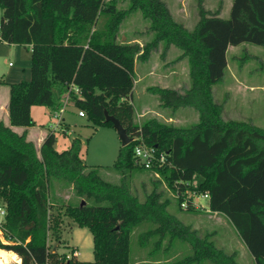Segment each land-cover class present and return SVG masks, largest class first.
Listing matches in <instances>:
<instances>
[{
  "label": "trees",
  "instance_id": "16d2710c",
  "mask_svg": "<svg viewBox=\"0 0 264 264\" xmlns=\"http://www.w3.org/2000/svg\"><path fill=\"white\" fill-rule=\"evenodd\" d=\"M195 1L198 19L189 31L162 0H0V43L28 47L31 56L30 81L8 85L9 124L24 130L17 134L0 123V233L5 241L0 240V250L15 254L20 264H134L130 237L147 225L138 245L148 257L168 254L180 242L190 254L166 264H238L235 253L226 254L170 214L162 191L153 189L143 201L132 192L127 177L145 170L133 157L134 147L142 144L155 149L158 158L163 155L152 170L165 180L179 208L186 201V212H198L194 197L208 194L209 211L227 218L255 264H264V129L250 121L223 120L224 104L213 98V87L227 72L229 47L264 48V0H233L228 19L219 17V9L206 10L204 0ZM134 13L150 25L153 39L144 46L118 40L123 21ZM101 17L104 27L98 29ZM160 45L161 57L175 47L179 59L187 60L190 86L182 92L149 91L165 111L194 110L198 121L188 128L156 118L135 122L129 102L135 65ZM70 86L80 91V99L73 92L71 98L89 121L112 127L105 122L106 112L132 139L119 148L113 166L119 184L105 182L98 170L82 163L77 139L62 152L53 148L51 130L38 149L26 139V130L34 126L31 108L56 111L55 88ZM54 181L70 186L83 202L67 204L64 215L91 234L92 263L50 251V235L59 241L61 226L59 213H51Z\"/></svg>",
  "mask_w": 264,
  "mask_h": 264
},
{
  "label": "rangeland",
  "instance_id": "374dc122",
  "mask_svg": "<svg viewBox=\"0 0 264 264\" xmlns=\"http://www.w3.org/2000/svg\"><path fill=\"white\" fill-rule=\"evenodd\" d=\"M170 4V10L174 15L178 13L180 6L179 0H166ZM233 0H205L206 10L215 12L219 9V17L228 19ZM184 20L186 28L191 31L192 14L196 16V1L183 0ZM181 7V6H180ZM120 9H126V4H119ZM180 14V12H179ZM180 16V15H177ZM1 17V11H0ZM104 18L101 17L98 22V29H103ZM149 22L144 20L140 13H134L123 21L119 31V42L126 43L133 37L137 38L144 46L153 39L149 31ZM162 47L151 55L148 63H136L134 71V88L129 100L134 109V119L137 124L145 120L156 118L160 122L172 124L177 128H188L198 121L197 113L192 109H180L176 112L165 111L159 106L157 96L149 93L146 88L149 86H167L173 85L171 82L164 84L158 82L155 78H142L143 69L163 64L160 59ZM167 61H173L177 54H181L175 47L171 48ZM228 69L222 82L213 87V98L218 104H224L222 118L225 121H250L255 126L264 129V48L250 44L242 43L238 46H232L226 54ZM185 69L179 72L180 80L184 81L186 87L190 86V80L187 74V60H183ZM167 67L172 66L173 62L166 63ZM8 74V80L13 83L29 82L31 79V56L29 48L19 45H8L0 43V76ZM2 79V77H0ZM4 78V77H3ZM5 80V78H4ZM172 78L169 79L171 81ZM186 81V82H185ZM234 81H240L246 85V89L241 87L240 92ZM249 86H253L249 90ZM61 88L54 90V100L56 105H60ZM182 92V89H180ZM63 104L61 103V106ZM64 106V105H63ZM39 113L38 126L42 129L52 128V121L47 114H43L44 107H37ZM65 114L62 116L64 125L54 129L56 136L57 151L62 152L69 148L73 139L80 142L78 156L82 163L89 169L98 170L102 180L110 184H119L120 175L113 170L116 163L120 140L116 131L110 126H96L86 117H79V109L74 104L65 106ZM67 128V133H64ZM129 186L140 201L153 189L162 191L164 199L169 201L168 212L176 216L183 224L196 230L201 237H207L213 241L215 246L222 249L226 254L235 253L238 264H255L252 256L237 235L231 223L223 215L211 213L208 208V202L204 199L195 201L205 210L198 212H186L179 208L177 197L169 189L165 180L155 170L135 171L127 177ZM51 203L53 209L52 215L57 212L60 215V239L55 240L50 235L48 245L51 252L58 254L71 255V247L76 250L78 256L75 258L79 262H93V243L92 236L86 228H79L69 218L64 215V207L67 204L78 205L81 199L76 197L70 186L63 182L54 181L50 189ZM147 225L136 228L130 237V257L134 264H166L167 261H174L190 254V247L187 244L176 242L168 254L161 252L156 258L148 257L147 251L141 250L138 245V235L144 231ZM0 240L5 243L2 235ZM166 247V241L162 243L161 250ZM18 258V257H17ZM14 260L8 258L9 264H16Z\"/></svg>",
  "mask_w": 264,
  "mask_h": 264
},
{
  "label": "crops",
  "instance_id": "0c3cea01",
  "mask_svg": "<svg viewBox=\"0 0 264 264\" xmlns=\"http://www.w3.org/2000/svg\"><path fill=\"white\" fill-rule=\"evenodd\" d=\"M162 1L167 5V7H168V9H169V11H170L173 19L177 23L182 24L186 28V22L187 21L184 20L185 18L183 16V14H184L183 13L184 12V9H183L184 8L183 7L184 6L183 5V0H179L181 2L180 3V6L181 7L180 6L178 7V13L176 15H174L172 13V11L170 10V4L166 0H162ZM179 12H180V14H179ZM195 12H196L195 18H194V15L192 14V17H193L192 18V23H191L192 26L193 25L195 26V24L197 22V19H198V17H197V11L195 10ZM177 15H180V16H177ZM127 43H139L140 44L139 40L137 38H135V37H133ZM2 44H6V43H2ZM161 46H163V45H160L159 48H158V50L161 48ZM25 48L27 49L28 47H24V49ZM171 48L172 47H170L167 50V52L165 53V55L163 57L160 56L161 62L163 64L158 65V63H157L156 66H153L152 68H147L146 70L143 69V72H142V76L143 77L142 78H139V79L141 80L143 78L152 77V78H155L158 82H161V83L162 82L163 83L165 82L164 84H168L167 81L168 82H171V84H169V85H173V86H171V87H167V86H156V85L155 86H149V87L146 88V90L149 93H151L149 91V89L155 88V87H157V88L173 89V90H176V91H179V92H181L180 89H182V91H183V90H186V89L189 88V87H186V84L184 83V81H181L180 80L179 72L181 70H183V68L185 69V65L183 64V60L184 59H179V57H180L181 54H177L174 57L173 61H167L168 55L170 54V52L172 50ZM229 48L227 49V52L229 51ZM162 49H163V47H162ZM156 52H158V51H156ZM150 58H151V56H150ZM150 58L146 62H144V63H148L149 60H150ZM168 62H173V65L167 67L166 63H168ZM135 68H136V66H135ZM227 69H228V67H227ZM134 71H135V69H134ZM186 72L188 74V65H187V71ZM0 77H2V79L0 78V81L3 82V83H0V123L4 124L5 126L10 127L13 132H15L17 134H21L23 132V130H24L23 128H18V127H12V126H10V124H9V116H8V109H7V106H8V85L9 84H16V83H13V82H11V80H8V74L7 75L3 74ZM3 77L5 78V80H4ZM170 78H172L171 81H169ZM234 82L238 86L237 87V89L239 90L238 92H240L241 87H243V88L246 89V85L245 84L243 85V83H241L240 81H234ZM253 88H254L253 86H249V90H252ZM65 91H66V89H61V91H60L61 92V98H62V95H63V93ZM68 105H70V104H68ZM58 106L61 107V103ZM37 107L38 106L32 107L31 108V111H30V116H31V119H32V122H33L34 126L26 130L27 131L26 139L28 141L33 142L34 145H35V147H36V149H38L40 147L41 143L43 142L44 138L46 137L47 130L54 131L55 128H59V127L61 128L62 127V124L64 125V119H63L62 116L65 114V109H64L62 113L58 114V116L56 118H54L53 113L51 112V110L44 107V109H42L43 114L44 115L47 114L49 116V118L52 121V125L55 126V128L54 129H52V128L51 129L50 128H48V129L47 128L42 129L37 124L38 123V119H39L38 118L39 117V113L41 112ZM62 131H64V133H67V128H64V130H62ZM57 144H58V142L56 141V143H55V145H56L55 150L56 151H57ZM69 248L73 249L74 247H71L69 245ZM17 264H20V262L17 263Z\"/></svg>",
  "mask_w": 264,
  "mask_h": 264
},
{
  "label": "built area",
  "instance_id": "2783aa9c",
  "mask_svg": "<svg viewBox=\"0 0 264 264\" xmlns=\"http://www.w3.org/2000/svg\"><path fill=\"white\" fill-rule=\"evenodd\" d=\"M71 92L74 93L75 96H77V98H81V94L80 91L77 88H74L72 86L66 88V91L63 93L62 95V101L61 103L64 105H62L61 107H59L56 111H51L53 113L54 118H56L58 116V114L62 113L64 110V107L68 104H74L72 98H71ZM78 116L79 117H85V113L81 110L78 111ZM133 157L136 161V163L143 167L145 170H152V167L154 166V164L157 163H162L163 162V155H160L159 158L156 155L155 149L153 148H148L144 145H136L134 147V152H133ZM195 198L199 199H204L208 202L209 200V196L208 194H201L198 195L196 197H194L192 205L193 208L195 210H199V211H203L205 210L201 205H199L196 201ZM187 206L186 201L182 202L180 207L185 209ZM4 216V211L2 209H0V220L3 218ZM78 256V253L76 252V250H73L71 252V255H67V258H76Z\"/></svg>",
  "mask_w": 264,
  "mask_h": 264
},
{
  "label": "water",
  "instance_id": "95a60500",
  "mask_svg": "<svg viewBox=\"0 0 264 264\" xmlns=\"http://www.w3.org/2000/svg\"><path fill=\"white\" fill-rule=\"evenodd\" d=\"M104 117H105V122H109L112 124L113 129L116 131L117 136L120 140L121 146H127L132 142V139L127 135L126 130L121 126V124L119 123V121L112 117L109 116L106 112L104 113ZM53 148H56V145H53ZM83 204V202L81 203V205Z\"/></svg>",
  "mask_w": 264,
  "mask_h": 264
},
{
  "label": "bare ground",
  "instance_id": "6f19581e",
  "mask_svg": "<svg viewBox=\"0 0 264 264\" xmlns=\"http://www.w3.org/2000/svg\"><path fill=\"white\" fill-rule=\"evenodd\" d=\"M11 257L12 260L16 259L14 262L17 264L20 262V259L16 257L12 252H6L0 250V264H9L8 258Z\"/></svg>",
  "mask_w": 264,
  "mask_h": 264
}]
</instances>
